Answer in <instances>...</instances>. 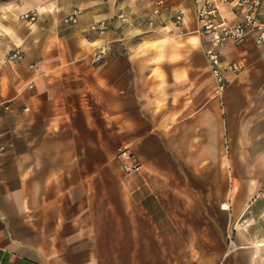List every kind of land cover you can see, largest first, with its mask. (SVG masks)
<instances>
[{
	"label": "crops",
	"instance_id": "obj_1",
	"mask_svg": "<svg viewBox=\"0 0 264 264\" xmlns=\"http://www.w3.org/2000/svg\"><path fill=\"white\" fill-rule=\"evenodd\" d=\"M222 61L218 94L191 0H0V264H264V46Z\"/></svg>",
	"mask_w": 264,
	"mask_h": 264
},
{
	"label": "built area",
	"instance_id": "obj_2",
	"mask_svg": "<svg viewBox=\"0 0 264 264\" xmlns=\"http://www.w3.org/2000/svg\"><path fill=\"white\" fill-rule=\"evenodd\" d=\"M194 6L197 32L204 47L205 59L208 63L209 71L216 82V91L222 94L227 87L226 73L237 74L241 71L238 62L224 63L222 61L223 51L230 45L240 46L252 39L259 47L264 46V0H191ZM233 4L243 12V18L234 24L225 22L221 15L220 5ZM163 2H157L158 9ZM81 12L73 9L63 19L64 24L74 26L79 23ZM38 18L37 11L27 12L22 19L27 22H35ZM116 20L121 24H128L130 19L121 12L116 16ZM185 21V12L176 10L173 22L176 26L182 27ZM112 30L109 20H98L90 25V31L99 36L107 35ZM114 51L112 41H105L100 44L92 58V64L103 63ZM24 57L22 50L16 49L6 56L8 61H20ZM9 109L8 106L5 107ZM123 170L126 173L132 172L137 166L133 164L134 157L128 149L121 148L118 152Z\"/></svg>",
	"mask_w": 264,
	"mask_h": 264
}]
</instances>
